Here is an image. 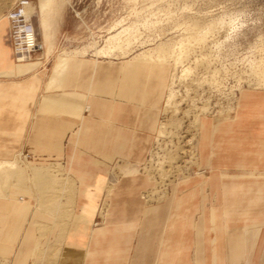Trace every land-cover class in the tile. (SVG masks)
I'll list each match as a JSON object with an SVG mask.
<instances>
[{"label":"crops","instance_id":"1","mask_svg":"<svg viewBox=\"0 0 264 264\" xmlns=\"http://www.w3.org/2000/svg\"><path fill=\"white\" fill-rule=\"evenodd\" d=\"M171 72L133 56L18 62L0 17V162L26 163L0 194V264H264V88L201 115L192 173L143 198ZM52 165L68 182L30 176Z\"/></svg>","mask_w":264,"mask_h":264},{"label":"rangeland","instance_id":"2","mask_svg":"<svg viewBox=\"0 0 264 264\" xmlns=\"http://www.w3.org/2000/svg\"><path fill=\"white\" fill-rule=\"evenodd\" d=\"M14 1L0 0V17ZM40 1L30 0L27 12L36 9L39 52L50 59L133 56L171 65L159 131L142 166L153 182L142 194L148 202L192 173L201 115L226 116L240 90L264 88V0H51L46 13ZM186 67L191 73L181 76ZM13 161L14 168L0 170V194L26 172L24 160ZM118 169L114 176L124 172ZM44 173L57 185L68 182L59 165L30 176L47 180Z\"/></svg>","mask_w":264,"mask_h":264},{"label":"built area","instance_id":"3","mask_svg":"<svg viewBox=\"0 0 264 264\" xmlns=\"http://www.w3.org/2000/svg\"><path fill=\"white\" fill-rule=\"evenodd\" d=\"M30 0H15L6 11L12 50L16 61H24L39 51L38 40L32 16L27 12Z\"/></svg>","mask_w":264,"mask_h":264},{"label":"bare ground","instance_id":"4","mask_svg":"<svg viewBox=\"0 0 264 264\" xmlns=\"http://www.w3.org/2000/svg\"><path fill=\"white\" fill-rule=\"evenodd\" d=\"M51 3V0H41L40 1V9L42 10L43 13H46L47 9L49 8ZM45 10V11H43ZM180 63V56L176 58L175 63ZM191 68L186 67L181 69V76H188L191 73ZM174 95V91L170 90L168 98L171 99ZM15 167V162L14 161H6V162H0V170H10Z\"/></svg>","mask_w":264,"mask_h":264}]
</instances>
